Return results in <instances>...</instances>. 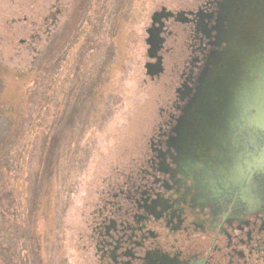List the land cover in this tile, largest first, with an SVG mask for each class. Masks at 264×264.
I'll use <instances>...</instances> for the list:
<instances>
[{
  "label": "rangeland",
  "instance_id": "rangeland-1",
  "mask_svg": "<svg viewBox=\"0 0 264 264\" xmlns=\"http://www.w3.org/2000/svg\"><path fill=\"white\" fill-rule=\"evenodd\" d=\"M204 2L0 0V106L8 110L13 105L23 121L9 170L0 175V243L12 246L18 264H56L45 251L48 234L42 218L37 221L38 258H33L24 227L28 200L39 186L43 139L66 126L74 131L70 137L63 134L68 140L62 146L92 145L64 218L66 256L68 264H96L89 225L99 198L119 172H128L148 151L150 137L173 101L185 58L184 26L170 23L164 30L173 35L160 38L166 40L162 51L175 48L174 55L164 52L162 70L149 74L148 65L157 63L147 42L152 19L163 11L188 15ZM5 124L0 118L1 131ZM52 183L46 192L50 188L54 195L58 186Z\"/></svg>",
  "mask_w": 264,
  "mask_h": 264
},
{
  "label": "flooded vegetation",
  "instance_id": "flooded-vegetation-1",
  "mask_svg": "<svg viewBox=\"0 0 264 264\" xmlns=\"http://www.w3.org/2000/svg\"><path fill=\"white\" fill-rule=\"evenodd\" d=\"M219 2L205 0L188 15L163 11L152 19L147 42L157 63L148 65L149 74L162 70L164 52L174 55L175 48L162 51L166 40L160 38L173 35L164 30L170 23L184 26L185 58L176 71L173 101L148 151L128 172H119L99 198L89 225L96 264H264V205L226 203L219 183L212 181L214 190L207 186L206 170H192L194 161L203 169L206 163L173 141L214 49ZM227 193L240 198L236 190Z\"/></svg>",
  "mask_w": 264,
  "mask_h": 264
},
{
  "label": "water",
  "instance_id": "water-1",
  "mask_svg": "<svg viewBox=\"0 0 264 264\" xmlns=\"http://www.w3.org/2000/svg\"><path fill=\"white\" fill-rule=\"evenodd\" d=\"M219 9L214 49L173 141L177 147L191 148L192 156L206 163L203 169L194 161L192 170H206L207 186L214 190L213 182L219 183L226 203L260 206L264 205V0H221ZM235 190L237 200L227 193Z\"/></svg>",
  "mask_w": 264,
  "mask_h": 264
},
{
  "label": "trees",
  "instance_id": "trees-1",
  "mask_svg": "<svg viewBox=\"0 0 264 264\" xmlns=\"http://www.w3.org/2000/svg\"><path fill=\"white\" fill-rule=\"evenodd\" d=\"M113 49L114 47L112 46L110 53ZM113 55L115 56V54ZM159 72L155 71L153 73L157 74ZM11 106L10 108L8 107V110H5L4 106H0V118H4L6 121V124L3 125L5 128L2 131L0 130V175L8 172L11 152L23 131V121L20 120L16 108L13 105ZM73 118L74 116H71L68 119L70 125L73 123ZM66 131V135L68 134L67 137H70L73 135L74 129H69L68 126L64 129L59 128L56 133L48 134L43 139L41 164L39 166V172L36 175L39 186L37 184L34 186L33 199L28 200L29 204H31L29 219L26 221L24 227L27 235L31 237L29 242L34 251L33 258H38L41 248L40 250L36 248V245H39L40 242L36 236L37 221L40 220V217L42 218L48 234V241L44 244L45 251L49 253V259H52L53 263L55 259L56 264H68L69 262V258L66 256L69 248L63 239L64 218L66 211L72 207L73 192L76 190L77 185H79V179L85 172L84 170L92 149L90 143H87V148H84L81 145V141L78 142L77 147L74 144V149L69 148L71 143L68 146H62V143L66 139L64 138ZM70 131L71 133H69ZM65 151L67 152V156L66 162L63 164L61 158L66 153ZM53 180L56 186H58V191L54 195L53 192H49L50 188L46 192L47 183L53 184ZM41 195V199L38 200ZM50 233L53 234V238L49 236ZM13 250L12 246H4L0 243V264H18L16 260L20 256H16ZM37 262L40 264L42 261L39 260Z\"/></svg>",
  "mask_w": 264,
  "mask_h": 264
}]
</instances>
